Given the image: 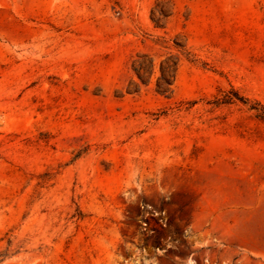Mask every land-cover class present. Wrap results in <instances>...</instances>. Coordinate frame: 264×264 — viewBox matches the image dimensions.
I'll use <instances>...</instances> for the list:
<instances>
[{
    "label": "rangeland",
    "instance_id": "1",
    "mask_svg": "<svg viewBox=\"0 0 264 264\" xmlns=\"http://www.w3.org/2000/svg\"><path fill=\"white\" fill-rule=\"evenodd\" d=\"M0 264H264V0H0Z\"/></svg>",
    "mask_w": 264,
    "mask_h": 264
}]
</instances>
